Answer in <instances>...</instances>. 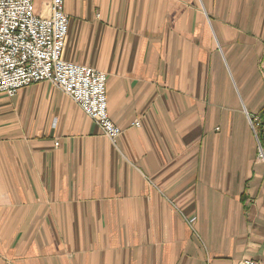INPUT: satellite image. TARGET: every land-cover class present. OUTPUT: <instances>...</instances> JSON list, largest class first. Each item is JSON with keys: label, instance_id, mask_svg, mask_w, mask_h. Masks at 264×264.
<instances>
[{"label": "crops", "instance_id": "1", "mask_svg": "<svg viewBox=\"0 0 264 264\" xmlns=\"http://www.w3.org/2000/svg\"><path fill=\"white\" fill-rule=\"evenodd\" d=\"M65 8V58L106 73L122 133L49 82L0 94V264L264 261L247 118L264 115V0Z\"/></svg>", "mask_w": 264, "mask_h": 264}, {"label": "built area", "instance_id": "2", "mask_svg": "<svg viewBox=\"0 0 264 264\" xmlns=\"http://www.w3.org/2000/svg\"><path fill=\"white\" fill-rule=\"evenodd\" d=\"M68 34L65 0H47L40 12L36 0H0V94L13 97L21 88L49 82L114 140L122 129L108 111L107 75L65 58ZM247 118L264 161V115L247 112ZM238 264L264 261L249 258Z\"/></svg>", "mask_w": 264, "mask_h": 264}, {"label": "rangeland", "instance_id": "3", "mask_svg": "<svg viewBox=\"0 0 264 264\" xmlns=\"http://www.w3.org/2000/svg\"><path fill=\"white\" fill-rule=\"evenodd\" d=\"M47 0H36V7H41L42 8V5H43V3L44 2H46ZM252 66H253V64H252ZM252 80H253V78H252ZM264 95V92H262V91H258L257 93H255V95H254V99L255 98H261L262 96ZM264 105V104H263ZM252 129V128H251ZM254 133V132H253ZM255 135V134H254ZM191 223H194V220H192L191 221Z\"/></svg>", "mask_w": 264, "mask_h": 264}]
</instances>
